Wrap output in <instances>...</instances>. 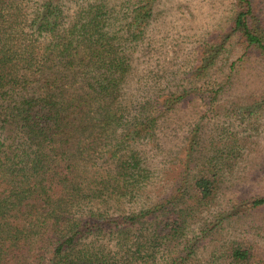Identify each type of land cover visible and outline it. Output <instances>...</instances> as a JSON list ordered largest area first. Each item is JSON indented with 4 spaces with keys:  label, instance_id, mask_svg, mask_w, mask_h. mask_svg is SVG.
<instances>
[{
    "label": "trees",
    "instance_id": "trees-1",
    "mask_svg": "<svg viewBox=\"0 0 264 264\" xmlns=\"http://www.w3.org/2000/svg\"><path fill=\"white\" fill-rule=\"evenodd\" d=\"M150 12V1L0 0V264H192L205 232L193 233L188 201H212L235 156L191 173L187 143L171 188L147 191L159 120L188 95L127 97ZM252 14L236 0L230 27L264 64ZM219 259L251 264L252 253L232 241Z\"/></svg>",
    "mask_w": 264,
    "mask_h": 264
},
{
    "label": "rangeland",
    "instance_id": "rangeland-1",
    "mask_svg": "<svg viewBox=\"0 0 264 264\" xmlns=\"http://www.w3.org/2000/svg\"><path fill=\"white\" fill-rule=\"evenodd\" d=\"M137 1H150L151 15L134 45L127 97L138 104L154 94L161 101L188 94L159 120L161 165L147 191L171 188L182 145L192 149L191 173L201 160L233 153V147L216 197L188 201L193 233L205 232L191 261L226 264L220 254L237 241L250 249L251 264H264V204L248 203L264 196V64L255 51L244 53V42L231 31L236 0H108L115 9ZM252 6L251 22L264 36V0ZM135 201L120 206L138 208Z\"/></svg>",
    "mask_w": 264,
    "mask_h": 264
}]
</instances>
